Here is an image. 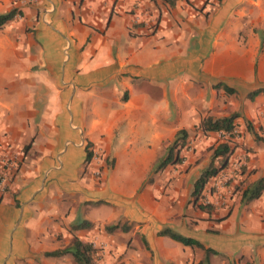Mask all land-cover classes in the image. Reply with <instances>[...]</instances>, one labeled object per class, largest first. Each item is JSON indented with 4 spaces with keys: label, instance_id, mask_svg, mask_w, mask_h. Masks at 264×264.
I'll return each mask as SVG.
<instances>
[{
    "label": "crops",
    "instance_id": "0c3cea01",
    "mask_svg": "<svg viewBox=\"0 0 264 264\" xmlns=\"http://www.w3.org/2000/svg\"><path fill=\"white\" fill-rule=\"evenodd\" d=\"M13 9L0 29V163L20 166L0 188V264H65L47 254L76 236L104 245L102 264L204 259L165 230L217 251L211 264H264V194L243 202L264 178V95L248 98L264 89V0H0V15ZM235 113L246 171L207 213L195 183L225 137L200 135L183 165L155 168L180 131L189 142L205 118ZM80 220L93 227L63 243Z\"/></svg>",
    "mask_w": 264,
    "mask_h": 264
},
{
    "label": "trees",
    "instance_id": "16d2710c",
    "mask_svg": "<svg viewBox=\"0 0 264 264\" xmlns=\"http://www.w3.org/2000/svg\"><path fill=\"white\" fill-rule=\"evenodd\" d=\"M22 13L18 9H13L11 12L0 15V29H3L5 26H7L9 23L14 21L16 17L21 16ZM216 88H221L227 92L229 95H235L237 94V91L235 89L229 88L225 84L217 85ZM259 95H264V89H257L248 95V98L250 100H254ZM240 115L237 113L232 114L225 118L215 119L214 117H207L205 118L200 127L197 129L202 132L203 135H209L212 133H230L233 134L236 131L237 128V120L239 119ZM190 138V134L182 130L178 133L177 138L173 145L169 148L168 155L165 159L159 162V164L156 166L155 171L159 172L166 167L170 165H175L179 163L181 160V153L183 150H185L188 140ZM88 160H92V145L88 146ZM235 147H232L229 142L221 143L217 146V148L214 151L213 159H220L222 162V167H218L215 164L210 165L206 170L202 172L201 177L197 180L195 183V191H194V198L195 202L199 203L201 202L205 188L208 185V183L215 178L221 169L226 167L227 162L231 154L234 152ZM213 160V161H214ZM246 171V169H244ZM264 194V178L257 181L253 185L249 186V188L244 191L243 193V202L249 203L254 200L260 199ZM200 209L211 213L212 208L205 207L204 205L200 204ZM93 225L85 220H80L73 228V231H80L85 229L92 228ZM118 226L113 227H107V230L109 232H113L114 230L118 229ZM160 236H167L171 239L175 240L176 242H179L187 247L192 248H198L204 251L205 257L204 259L199 262L198 264H211V256L212 255H220L217 251L206 248L205 245L200 243L198 240L194 238L185 237L182 235H179L171 230H165L160 232ZM95 253L96 249L94 248L92 243H89L87 241H84L80 237H76L73 243L64 250H58L53 253H48L47 257H62L66 255H71L74 259L75 264H96L95 260Z\"/></svg>",
    "mask_w": 264,
    "mask_h": 264
},
{
    "label": "rangeland",
    "instance_id": "374dc122",
    "mask_svg": "<svg viewBox=\"0 0 264 264\" xmlns=\"http://www.w3.org/2000/svg\"><path fill=\"white\" fill-rule=\"evenodd\" d=\"M195 133L196 134L194 136V140H190L188 142L185 150H183L184 152H188L187 154H189V155L192 154V153L194 154L195 151H196L197 146L201 143V142L195 143L197 141L198 137H200V135H202L201 140H202V138H204V136H209V135H203L202 132L199 131V130H197ZM228 134H230V133H227V135ZM227 135L225 136V138H223L224 142H229L232 147H235V150L231 154V156L229 157L226 167L225 168L223 167L221 169V171L219 172V174L215 178H213L208 183V185L206 186L205 192H204V195H203V198H202L201 202L196 203V205L198 207L200 206V204L204 205L205 207H210L212 209H215L216 207H223V206H225L227 204V201H228L229 197L231 196V193H232V191H231V193L229 192V187H232L230 184L232 182H234V179H235L234 178V175L235 174H240L241 172L244 171V169H246L245 165H243V163H242L243 159H246V155L237 154L236 155L237 157L235 156L236 148L239 145L237 143H238V140L241 138V135L242 134H240V132L236 128V131L233 134H230L228 136ZM193 141H194V143H193ZM216 148H217V146H214V148L213 147L212 148H210V147L206 148L207 151L209 152V154L212 153V155L208 157L209 160H211V159H212V161L214 160L213 159V155H214L213 150L215 151ZM240 155L242 156V160L239 159V156ZM234 156L236 157V161L234 160L235 162L233 163L232 162V157H234ZM188 159H189V156H181V160L179 161V163H177L175 165H179V166L180 165H183L185 163V161H187ZM215 161H216V163H215ZM212 164H215L218 167H222L221 166L222 165V162H221L220 159L214 160L210 165H212ZM232 164H233V166H232ZM236 164H238V167L237 168H235L236 167L235 166ZM19 166H20V164H19ZM98 167H100V166H98ZM231 172L233 174V177L230 178V179H228L227 182H223V188L220 189V190H218V188H217V182L221 178H223V176H225L226 174L231 173ZM193 199L195 200V198H193ZM107 227H105V230H106V232H109L107 230ZM64 230H66V231H63L61 233V236H60V240H62L63 243H65L66 241H69V237L65 238V234H67L70 231H72V229L66 228ZM76 237H78V236H76ZM81 239H83V238H81ZM95 240H97V239H95ZM84 241H85V239H84ZM89 243H92L93 246H94V248L96 249V253H95L96 264H102V261H103V258H104V251H105L104 245L103 244L98 245L95 242L93 243L92 240H90ZM194 249H197V252L196 253H198L200 251V249H198V248H194ZM68 256H71V255H68ZM221 260H224V258L222 257ZM64 262H65V264H75L74 263V259L72 261L64 260ZM57 264H59V260L58 259H57ZM230 264H237V262H236V260L230 261Z\"/></svg>",
    "mask_w": 264,
    "mask_h": 264
},
{
    "label": "built area",
    "instance_id": "2783aa9c",
    "mask_svg": "<svg viewBox=\"0 0 264 264\" xmlns=\"http://www.w3.org/2000/svg\"><path fill=\"white\" fill-rule=\"evenodd\" d=\"M21 16H18V18ZM223 137L227 135V133L219 132ZM230 135V134H228ZM227 135V136H228ZM95 160L97 161V164H100L102 161L99 154L95 157ZM19 168V163L15 162L12 159H7L6 161H2L0 163V188H2L4 191L8 190V183L13 179L15 171H17ZM95 176L102 177L103 175V169L98 168L95 171ZM230 179V173L226 174L217 182V188L218 190L223 188V182H227V180Z\"/></svg>",
    "mask_w": 264,
    "mask_h": 264
}]
</instances>
